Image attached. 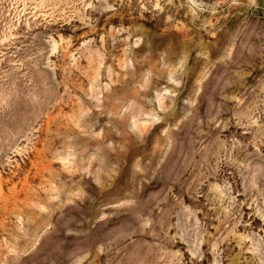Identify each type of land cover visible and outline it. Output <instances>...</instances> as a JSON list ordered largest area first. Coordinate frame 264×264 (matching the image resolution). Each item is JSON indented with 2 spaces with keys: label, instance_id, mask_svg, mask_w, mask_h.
<instances>
[{
  "label": "rangeland",
  "instance_id": "rangeland-1",
  "mask_svg": "<svg viewBox=\"0 0 264 264\" xmlns=\"http://www.w3.org/2000/svg\"><path fill=\"white\" fill-rule=\"evenodd\" d=\"M0 264H264V0H0Z\"/></svg>",
  "mask_w": 264,
  "mask_h": 264
}]
</instances>
